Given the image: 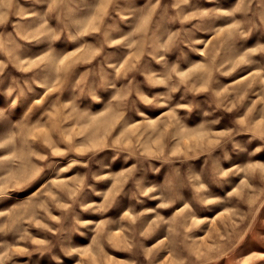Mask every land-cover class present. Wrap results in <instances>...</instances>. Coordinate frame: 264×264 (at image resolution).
Instances as JSON below:
<instances>
[{
  "label": "rangeland",
  "instance_id": "rangeland-1",
  "mask_svg": "<svg viewBox=\"0 0 264 264\" xmlns=\"http://www.w3.org/2000/svg\"><path fill=\"white\" fill-rule=\"evenodd\" d=\"M0 264H264V0H0Z\"/></svg>",
  "mask_w": 264,
  "mask_h": 264
}]
</instances>
